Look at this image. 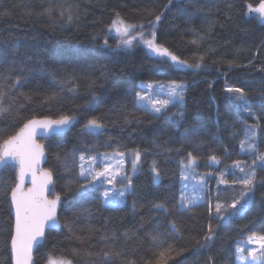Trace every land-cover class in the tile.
I'll return each mask as SVG.
<instances>
[{"label":"trees","instance_id":"16d2710c","mask_svg":"<svg viewBox=\"0 0 264 264\" xmlns=\"http://www.w3.org/2000/svg\"><path fill=\"white\" fill-rule=\"evenodd\" d=\"M258 2L0 0V11L11 13L0 17V77L22 75L21 87L13 94L23 91L31 96V100L20 97L12 104V115L0 118L3 135L14 134L33 116L57 119L61 114H75L77 117L67 133L41 139L45 141L47 154L45 168L53 170L54 192L62 198L58 215L61 226L46 232V239L34 253L35 264H45L50 257L71 259L73 264H99L98 257H73L71 250L98 252L106 243L108 247L114 244L122 248L126 257L140 264L141 257L151 258L147 250L152 235L160 234L162 240L172 242L169 221L173 219L182 228V238L176 245L187 250L168 264H206L209 255L214 257L215 264H237L235 249L240 242L248 235L264 234V186H257L254 200L248 205L241 201L236 208L227 209L234 217L231 221L216 219L214 208L217 198L227 206L241 191L238 184H218L219 173L229 170L239 177V171L232 168L233 161L251 164L254 158L240 150L239 141L244 138L246 127L257 121L237 107L234 94L228 93L227 87L245 89L249 104L260 117L256 143L259 151H264V72L259 71L264 68V23L246 8L247 3L255 6ZM69 6L74 16L71 22L67 21ZM49 7L54 9L51 16L44 13ZM62 10L63 17L59 14ZM116 12L128 23L144 24L145 34L149 31L148 22L163 13L156 28V42L189 63L204 55L203 66L200 69L168 67L143 44L131 49L117 47L116 33L108 31ZM201 36L205 39L199 45L191 43ZM71 77L79 85L75 92H68L63 84ZM89 78L97 81L95 87H88ZM172 80L183 81L188 86L182 108L170 106L167 112L155 115L135 111L134 94L140 91L142 82ZM11 83L12 80L0 78L5 88ZM53 93H57L54 99L45 100ZM178 111L184 113L183 119L172 117ZM93 116L105 123L102 131L84 130L87 119ZM125 117L131 122L125 123ZM193 129L198 130L194 137ZM117 149L125 152L139 149L142 153L140 171L134 177L135 191L127 195L126 203L117 207L106 206L99 192L92 189L82 196L80 185L84 181L81 178L79 183L75 182L79 168L65 172L55 155L66 156L71 165L73 153L78 157L81 152L87 156ZM188 152L198 156V173L212 174L206 177L205 187L206 198L213 205L211 214L206 203L192 212L175 211L182 190L179 161ZM213 154L220 159L218 165L208 159ZM153 160L161 171L158 183L153 182L150 168ZM258 176L264 177V171L258 170ZM233 178L226 175L229 181ZM70 180L71 191L65 194L64 186ZM0 181L14 185L15 169L1 170ZM165 197L170 212L151 209V202ZM134 200L138 201L135 212L131 207ZM13 224L8 198L0 192V259L9 255L7 245ZM209 224L215 231V239L209 248H199L195 242L202 240ZM126 230L136 231L138 238L125 241ZM113 232L117 235L115 241L101 239ZM77 235L85 237L83 243L74 238Z\"/></svg>","mask_w":264,"mask_h":264},{"label":"snow or ice","instance_id":"6c2138e0","mask_svg":"<svg viewBox=\"0 0 264 264\" xmlns=\"http://www.w3.org/2000/svg\"><path fill=\"white\" fill-rule=\"evenodd\" d=\"M171 4L172 0H168ZM246 8L249 14H255L260 22L264 23V0H259L255 6L252 3H247ZM68 12L67 21L71 22L74 19L71 6L66 10ZM54 12L52 7L44 9V13L51 16ZM31 15V13H28ZM60 16L63 17L65 11H60ZM11 15L8 11H0V17ZM149 15H152L150 12ZM163 13L155 15L154 20L148 22L149 31L145 34L144 24H132L126 22L119 14L115 13L108 31H114L118 37L117 47L131 49L139 44L148 49L153 55L161 58L162 63L168 67L177 68H195L200 69L205 60L204 55H200L195 63H189L185 59L171 52L163 44L156 42V28L158 22L161 20ZM205 37L201 36L199 39H193L192 44L199 45ZM104 45H108L107 39ZM229 61V64H232ZM249 65L252 64L250 60ZM264 72V68L259 69ZM4 81L12 80V83L5 88L4 84H0V118H6L12 115V104L23 97L25 100H31L28 93L19 91L18 94H13L15 90L21 87L22 75L16 74L12 77L11 74L5 77H0ZM55 79V75H53ZM64 87L68 92H75L79 85L75 77H71L68 81L63 82ZM71 84L72 87H67ZM97 84L94 79H88V87L93 88ZM187 84L183 81L172 80L168 83L159 81H144L140 85V91L135 92V111L144 112L146 114H160L167 112L170 106L183 107L185 101V93L187 91ZM228 93L234 94L233 99L237 107L249 117H254L257 121L254 124L248 125L245 130L244 138L239 141V147L242 152L250 153L254 156L251 164L245 161H233L232 168L237 169L241 174L236 176V172L229 170L221 171L219 173L218 184L235 186L240 185L241 191L239 197L232 200L227 206L219 201L214 205L216 219L221 222L231 221L234 217L227 213L228 208H236L241 201L244 205H248L250 201L254 200L255 190L258 185L264 186V177L258 176V170L264 171V151H259L256 139L257 129L260 127V117L256 116L249 101L247 93L242 87L229 86L226 88ZM57 93L52 96L45 97V100H51L56 97ZM163 97V98H162ZM22 107V105H21ZM17 115L19 113L17 112ZM172 117L179 119L184 118L182 111L172 113ZM75 114H61L57 119L45 117L37 119L35 116L27 119L14 134L3 135V130H0V170L13 168L17 170V182L14 185L7 184L0 181V192L7 196L9 206L14 210V224L11 226L9 233V243L7 245L9 255L0 259V264H35L33 258L34 249L38 247L46 239V229L51 230L59 227L60 218L57 215V206L61 202V194L54 192L55 181L53 179L54 173L52 169H45L40 167L41 160L45 156L44 145L37 142L36 137L55 135L66 130L73 121L76 120ZM125 123L131 121L125 117ZM84 130L87 132L102 131L106 125L101 118L93 116L87 119L84 124ZM193 137L198 134V130H192ZM236 135L237 133H233ZM186 134V140H187ZM111 139V138H110ZM190 142V141H189ZM159 147V145H157ZM171 151V149H168ZM227 154V149H225ZM56 159L60 163V167L65 172H71L73 167H78L76 183L82 178L84 183L80 185L82 196L87 195V190L92 189L99 192L103 203L109 207H117L126 203V197L135 191L134 177L140 171L141 166V150L133 149L128 152L114 150L112 153H97L96 155H87L81 152L78 157L73 153V161L70 165L67 162V157H61L60 153H56ZM127 156L131 157V171L130 173L124 170L125 159ZM212 164H219L220 159L215 155L208 157ZM78 160V163H77ZM198 156L193 152H188L185 158L179 161L180 167V182L182 190L176 205L175 211L192 212L202 203H206L211 214L213 205L210 198H206L205 187L206 177L212 175L209 173L200 174L196 171ZM97 163H102L103 167L97 169ZM153 174V182L158 183L161 179V171L157 166V162L153 160L151 166ZM231 174L234 178L229 181L226 175ZM30 179L31 187L25 190V180ZM73 181H68L64 186L65 194L71 191ZM110 185V188L100 189L104 185ZM189 184H191V192H188ZM119 185V187H117ZM51 186V187H50ZM48 193H53V198L49 199ZM219 193H217V196ZM242 205V207L244 206ZM135 212L138 207V201L134 200L131 205ZM143 207V205H140ZM151 209L156 211L170 212L168 207V198L151 202ZM143 217L141 220L143 221ZM172 231L169 237L172 242L162 240L160 234L151 236V243L148 252L151 258H140V264H168L170 260L181 255L187 249L185 247H177L176 241L182 238V228L176 219L169 221ZM144 224H140L143 228ZM71 232V228H69ZM91 231V230H89ZM125 241H132L137 237V232L133 230H126L123 233ZM78 242L83 243L85 237L75 236ZM101 239L105 242L115 241L117 235L113 232L111 235H104ZM215 239V231L211 224L208 225L206 234L202 240H196V245L199 248H209L211 242ZM248 245H256V247H247ZM73 257H92L99 258V264H138L134 259L128 258L122 248H117L114 244L108 247L107 243L104 248L98 252L91 250L73 248L71 250ZM247 253V255H245ZM236 260L243 262V264H264V234L249 235L243 241V246L238 245L235 249ZM50 264L52 262L50 261ZM59 264H73L71 259L60 261ZM95 264V262H93ZM206 264H215L214 257L209 255Z\"/></svg>","mask_w":264,"mask_h":264},{"label":"water","instance_id":"95a60500","mask_svg":"<svg viewBox=\"0 0 264 264\" xmlns=\"http://www.w3.org/2000/svg\"><path fill=\"white\" fill-rule=\"evenodd\" d=\"M36 118H37V117H36ZM43 118H45V117H40V118H37V119H43ZM49 118H51V117H49ZM51 119H54V118H51ZM75 122H76V120L73 121L72 124H71L66 130H64L63 132H60V133H58V134H55V135H63V134H65V133H67V132L71 129V127L75 124ZM22 126H23V125H22ZM52 136H54V135H46V136H40V135H38V136L36 137V139H37V142H38V143L44 145V149H45V141H41V139H43V140H47V139H49V137H52ZM46 161H47V154H46V151H45V156H44V158L41 160V163H40V167H41V168H45V163H46ZM45 169H46V168H45ZM0 171H1V170H0ZM15 171H16V181H17V170L15 169ZM29 187H31L30 179H26V180H25V190H27V188H29ZM50 187H51V186H50ZM48 196H49V199L53 198V195H52L51 193H48ZM61 203H62V198H61V202H60V204L57 206V215H59V210H60ZM10 209H11V208H10ZM11 212H12V216H13V220H14V210L11 209ZM60 222H61V221H60ZM60 226H61V223H60L59 227H57V228H55V229H59ZM51 230H52V229H51ZM47 231H48V229H46V232H47ZM43 242H44V241H43ZM43 242H42V244H43ZM42 244H41V245H42ZM35 251H36V249H34V252H33V258H34V253H35ZM34 260H35V258H34Z\"/></svg>","mask_w":264,"mask_h":264},{"label":"rangeland","instance_id":"374dc122","mask_svg":"<svg viewBox=\"0 0 264 264\" xmlns=\"http://www.w3.org/2000/svg\"><path fill=\"white\" fill-rule=\"evenodd\" d=\"M147 35V34H146ZM163 98V97H162ZM110 153V152H109ZM130 161H131V157L130 156H127L126 159H125V166H124V170L127 171L130 173L131 171V164H130ZM97 169L103 167V164L102 163H97L96 165ZM211 177V176H210ZM111 186L110 185H107L105 184V187L104 188H110ZM117 187H119V185H117ZM103 188V190H104ZM102 190V191H103ZM192 189L191 187L188 188V192H191ZM249 236V235H248ZM246 236L241 242L239 245L243 246V241L246 240V238L248 237ZM247 247H256V245H248ZM245 255H247V253H245ZM63 260H68V259H65V258H55V257H50L47 259L46 263L45 264H50V261L52 262V264H59L60 261H63ZM237 264H243V262H239L237 261Z\"/></svg>","mask_w":264,"mask_h":264}]
</instances>
